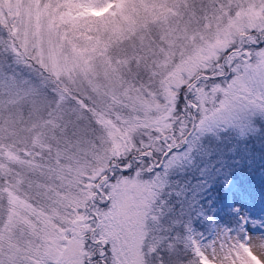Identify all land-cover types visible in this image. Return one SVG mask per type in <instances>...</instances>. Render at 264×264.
I'll return each mask as SVG.
<instances>
[{
    "label": "snow or ice",
    "instance_id": "1",
    "mask_svg": "<svg viewBox=\"0 0 264 264\" xmlns=\"http://www.w3.org/2000/svg\"><path fill=\"white\" fill-rule=\"evenodd\" d=\"M257 157L264 0H0V264H264Z\"/></svg>",
    "mask_w": 264,
    "mask_h": 264
},
{
    "label": "trees",
    "instance_id": "2",
    "mask_svg": "<svg viewBox=\"0 0 264 264\" xmlns=\"http://www.w3.org/2000/svg\"><path fill=\"white\" fill-rule=\"evenodd\" d=\"M249 163H252L249 161ZM259 166V157H257L255 164H253L252 168H237L235 170L234 176V184L235 189L239 194H243L246 190L249 193H252L256 197L255 206L252 205V202H248V207L251 208L254 214H259L261 211V206L259 203L261 190L264 189V174L256 173L254 171L255 168ZM230 199V195H229Z\"/></svg>",
    "mask_w": 264,
    "mask_h": 264
},
{
    "label": "rangeland",
    "instance_id": "3",
    "mask_svg": "<svg viewBox=\"0 0 264 264\" xmlns=\"http://www.w3.org/2000/svg\"><path fill=\"white\" fill-rule=\"evenodd\" d=\"M234 191H235V193L239 194L236 190H234ZM230 199H231V194H230Z\"/></svg>",
    "mask_w": 264,
    "mask_h": 264
}]
</instances>
